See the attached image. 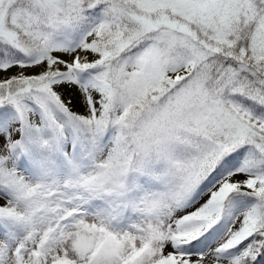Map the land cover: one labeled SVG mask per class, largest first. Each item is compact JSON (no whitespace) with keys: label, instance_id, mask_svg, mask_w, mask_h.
I'll return each mask as SVG.
<instances>
[{"label":"snow or ice","instance_id":"obj_1","mask_svg":"<svg viewBox=\"0 0 264 264\" xmlns=\"http://www.w3.org/2000/svg\"><path fill=\"white\" fill-rule=\"evenodd\" d=\"M0 264H264V0H0Z\"/></svg>","mask_w":264,"mask_h":264}]
</instances>
